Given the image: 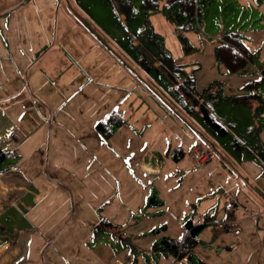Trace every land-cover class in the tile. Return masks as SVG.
Masks as SVG:
<instances>
[{
	"label": "rangeland",
	"instance_id": "obj_1",
	"mask_svg": "<svg viewBox=\"0 0 264 264\" xmlns=\"http://www.w3.org/2000/svg\"><path fill=\"white\" fill-rule=\"evenodd\" d=\"M0 1V146L14 153L0 171V264L14 240L24 244L36 229L33 213L60 201L57 208L86 214L89 202L112 219L108 244L126 256L118 263L264 264L263 239L245 238L256 219L235 218L237 233L222 227L239 211L229 196L237 204L251 199L246 171L253 182L258 170L256 194L264 202V0H194L199 16L190 30L170 17L175 8L167 0L156 9L142 8L145 0ZM34 24L45 27L47 48L79 64L60 77L81 69L64 104L49 109L13 80L23 76L26 84L29 68L47 74L27 33ZM235 41L245 62L230 70L215 51ZM60 56L53 55L57 63ZM195 98L224 135L201 118ZM111 113L123 123L109 120ZM198 145L212 156L203 166L191 151ZM190 220L203 228L184 262L153 253L163 237L181 241ZM24 248L12 264H30Z\"/></svg>",
	"mask_w": 264,
	"mask_h": 264
},
{
	"label": "crops",
	"instance_id": "obj_2",
	"mask_svg": "<svg viewBox=\"0 0 264 264\" xmlns=\"http://www.w3.org/2000/svg\"><path fill=\"white\" fill-rule=\"evenodd\" d=\"M0 3L2 2L0 1ZM22 3L24 4L25 2ZM18 8L19 6L17 4L13 5L10 10ZM31 19L34 21V23L39 24L38 20L35 21L37 18H35L34 15L31 16ZM3 20L4 18L1 20L2 24ZM1 21L0 29L2 30ZM37 24L32 25L35 28L32 29L30 27V32L27 33L32 35V39L36 44L35 49L42 53L41 63L44 66L43 69L48 70L46 72L47 74H31L33 72H39V69L29 68L26 84H24L25 79H23V76L16 75L13 80L15 79L21 83L19 86L22 90H18L20 93H23V90H26L30 96H32L34 99H37L42 105L49 109V107L54 103L60 102L64 104L63 101L65 100V96L70 91V89L68 91V87L71 86L70 83L73 80L80 77L81 69L75 67L71 69L68 76L60 77V72L64 71L62 68L68 67V65L73 66L75 64H79L74 60L72 61L71 59L65 58L64 56H60L59 53L54 51V48H47L49 44L46 43V39L42 33L45 31V27H41ZM34 34H37V36L34 37ZM53 52H56V54ZM4 54H6V51L4 50V46L0 41V58L4 56ZM53 55L60 56V63H57V58L55 59ZM67 59L69 62L66 64ZM52 85L53 89L52 91H49ZM76 88L78 89V85ZM74 96L78 97L79 92L74 94ZM255 175L256 176L254 177L256 178V181L252 182V179H249L250 174L247 171L243 174L242 177L245 178V181H247L246 191L250 195L251 199L243 200L238 204H235L234 208L240 211V217H237L239 211L236 213L233 212L229 215L233 220L237 218L239 221H251L256 219L255 227L250 228L251 230L249 231V236L245 238L250 239L254 234H257V237L252 239L256 244H258L256 240L262 238L264 241V217L261 216L264 215V202L260 201L258 199L259 195L256 194L257 189L255 187L259 185L261 177L258 173V170H255ZM60 203L61 201L55 204L47 203L49 205L48 207L47 205L42 207L43 213H40V211L33 213V225L36 229L31 233L26 243H21L20 239L13 241L15 244L10 249V254H7L6 258L3 260L6 262V264H12L15 258H20L22 251L24 253L26 252V249L24 248L25 246L30 247V252L27 255L28 259L26 258L27 261H30V264H114L126 260L124 253L120 254L119 250H116L113 245L111 246L108 244L110 238L107 237V225L110 222H113L107 214L104 215V217L108 219H105V226L96 227V225H98L97 223L99 221L101 222L102 218L96 211L97 208L93 207V205H91L89 202L84 204V206L87 207L89 211H91L89 214H86V212L82 211V209L78 211L73 210L72 212L67 211L65 208L59 209L57 206ZM255 209H259V212L256 214L253 213ZM245 225L247 226L248 224ZM123 226L124 225H112L111 227L116 228V232H118V229L122 228ZM164 228L166 230H170V234H173V229L169 224L164 226ZM126 235L129 234L127 233ZM121 238L124 240L133 239L134 237L131 235L130 238L128 236ZM249 239H247V241ZM260 242H262L261 239ZM7 245L1 246L2 250L7 247ZM161 264H167V261L162 262ZM174 264L183 263H181V261H174Z\"/></svg>",
	"mask_w": 264,
	"mask_h": 264
},
{
	"label": "trees",
	"instance_id": "obj_3",
	"mask_svg": "<svg viewBox=\"0 0 264 264\" xmlns=\"http://www.w3.org/2000/svg\"><path fill=\"white\" fill-rule=\"evenodd\" d=\"M123 4L124 3H122V5ZM158 4H159V0H145L142 4V8H144V9H147V8L148 9H156L158 7ZM124 5L127 7L126 4H124ZM124 5H123V8L126 9ZM167 7L169 9L175 8L174 10L170 11V17L172 16L179 23H181L180 26L184 30H190L193 28L194 21L199 16L198 9L195 8L194 0H167ZM179 38L184 43L185 37H183L181 34H179ZM218 47H220L222 49V51L217 48V50L215 51L217 58L219 60H221L222 62H224L225 65L230 70H235L236 68H238L239 66H242L244 64V62H245L244 57L240 56V54L238 52L235 53V51H234L235 48H237L238 50H242V51L244 50V46L242 45L241 42L235 41V42L230 43V44L225 43V44H221ZM182 85L183 84H179L178 87L181 88ZM171 89L174 93L177 94L178 101L180 102V104L182 106H185L186 103L184 101V96L178 92V89H174V88H171ZM183 91L185 93H188L189 95L191 94V93H189L190 90L188 92L186 89H183ZM195 104L200 105L199 109H200L201 118L206 123L210 124L214 128V130L218 131L221 135H224L226 133L225 128L215 120V117L209 111H207L205 107H203L204 102L200 103L199 100L197 101V99L195 98L194 106H195ZM119 115L117 113H111L109 116V120H112V121L116 120L118 122V124L121 125L123 123V118L121 115L120 116ZM111 116L113 117V119H111ZM100 123H102V122H98L97 125H99ZM13 154H14L13 152H10L8 150H4L0 146V171H1V164L5 160H7L9 157H11ZM255 158H256V161L259 162L258 163L259 166L263 164V162L261 161L263 158V154L260 151L257 152ZM263 166L264 165H262V167ZM263 171H264V167H263ZM229 198H231L230 203L234 208L235 204H237L235 202L236 198L232 195L229 196L228 199ZM230 219H232V218H230ZM101 221H106V220L102 219ZM185 226H186L187 231H186V234L181 241H178L172 237L171 238L163 237L162 240L154 243V245L152 246L153 253H156L157 256L173 254L175 257H178V258H183V256L185 257L186 255H188L189 249L192 247V245L196 244V241H197L196 235L202 230L203 224L201 223V224L193 225V223L190 220V221L186 222Z\"/></svg>",
	"mask_w": 264,
	"mask_h": 264
},
{
	"label": "built area",
	"instance_id": "obj_4",
	"mask_svg": "<svg viewBox=\"0 0 264 264\" xmlns=\"http://www.w3.org/2000/svg\"><path fill=\"white\" fill-rule=\"evenodd\" d=\"M191 151L197 159V161H196L197 165L203 166L206 164L207 161H209L211 159V155L207 151L203 150L200 146H195ZM228 201L230 203L231 198H229ZM222 227L226 230H230V229L234 230V232L237 233V229H236L234 220L225 221V223L222 224ZM115 264H129V262L115 263Z\"/></svg>",
	"mask_w": 264,
	"mask_h": 264
},
{
	"label": "bare ground",
	"instance_id": "obj_5",
	"mask_svg": "<svg viewBox=\"0 0 264 264\" xmlns=\"http://www.w3.org/2000/svg\"><path fill=\"white\" fill-rule=\"evenodd\" d=\"M144 167L147 168V169H151L150 166L146 165V164L144 165Z\"/></svg>",
	"mask_w": 264,
	"mask_h": 264
}]
</instances>
